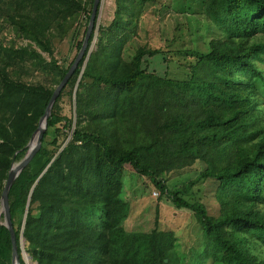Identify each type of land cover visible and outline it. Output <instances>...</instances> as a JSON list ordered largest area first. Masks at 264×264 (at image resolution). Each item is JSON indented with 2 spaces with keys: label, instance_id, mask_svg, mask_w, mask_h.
<instances>
[{
  "label": "trees",
  "instance_id": "trees-1",
  "mask_svg": "<svg viewBox=\"0 0 264 264\" xmlns=\"http://www.w3.org/2000/svg\"><path fill=\"white\" fill-rule=\"evenodd\" d=\"M152 1L116 0L112 22L99 27L97 49L89 55L87 49L54 103L41 148L10 189L21 264L22 229L25 249L37 264H183L174 231L127 229V164L177 208L194 213L205 238L200 264H264V0H173L186 22L175 26L166 43H138L126 59L122 50L139 35ZM93 3L0 0V58L6 62L0 64V206L10 169L27 155L76 59L60 64L57 42L83 15L89 24ZM6 29L15 36L10 42ZM78 37L80 51L84 39ZM19 38L29 42L19 45ZM155 56L168 64L184 58L188 76L150 70ZM33 65L55 72L52 84L22 79ZM76 86L75 123L55 108L66 88L73 95ZM61 134L71 141L60 143ZM167 142L174 160L204 164L196 178L175 189L156 160ZM201 181L217 183V214L189 196ZM12 257L11 232L0 212V264H12Z\"/></svg>",
  "mask_w": 264,
  "mask_h": 264
},
{
  "label": "rangeland",
  "instance_id": "rangeland-1",
  "mask_svg": "<svg viewBox=\"0 0 264 264\" xmlns=\"http://www.w3.org/2000/svg\"><path fill=\"white\" fill-rule=\"evenodd\" d=\"M115 10L116 0H102L98 20L99 27L101 24L107 26L112 22L115 16ZM178 13L175 12L173 0H153L147 6L146 13L141 20L139 35L133 37L126 43L122 50V56L130 59L138 43H145L151 47H159L166 43L164 40L172 35L175 26L181 22H186L184 14L178 15ZM86 21L87 18L83 15L77 27L62 42H57L55 57L60 64H69L78 55L79 50L75 46L76 37L79 33L78 40L84 39L85 30L88 27ZM195 25L193 24V26ZM201 31L209 34V36L212 35V33L206 31L204 26H201ZM3 33L6 42H10L15 37L11 30L6 29ZM98 34L99 28L97 30V36ZM0 37H2L1 33ZM16 40L19 45H26L29 42L27 39L19 38ZM97 42L98 38L92 42V51L97 49ZM44 55L50 60L48 54L44 53ZM187 62H185L184 58H176L174 62L172 61L171 64H168L162 56H155L150 58L149 69H156L161 75L169 73L171 77L182 78L187 77L189 74L188 68L184 66ZM4 63H6L5 60L0 58V64ZM27 70L29 73H24L22 79L36 83L47 82L48 84H52V77L55 72L46 74L45 70L37 65L30 66ZM55 109L61 115L74 118L76 123L78 117L76 114V96L74 94L72 95L70 87L66 88ZM84 110V112H87V108ZM53 138L54 136L51 131L47 136V140L52 141ZM71 139V135L61 134L60 143L65 145ZM168 145L167 142L157 149L158 159L156 158V160L158 161L160 170L165 169L163 174L166 178V183L170 188L175 189L185 185L191 179L196 178L204 169V164L200 161L187 164V162L191 161L187 160L184 162L186 159L183 161L174 160L177 156L173 152L174 147L171 150ZM18 163L20 162H16L14 165ZM35 168H38V165ZM124 173L123 197L131 204V213L125 224L127 229L129 231L150 232L155 227H159L160 229L174 231L177 236L179 252L184 259L183 264H200L199 258L203 255L205 249V238L202 226L197 221L194 213L189 209L177 208L167 195L161 196V191L154 185L151 179L148 176L137 173L130 164L124 166ZM216 184L214 181H208L207 183L201 181L194 186L191 194H189L193 198L205 201L211 214H217L220 207L215 196ZM1 208L2 206H0V212ZM157 216L158 223L156 221ZM31 262L33 264L35 263L32 258ZM208 262L207 264H215L213 261Z\"/></svg>",
  "mask_w": 264,
  "mask_h": 264
},
{
  "label": "water",
  "instance_id": "water-1",
  "mask_svg": "<svg viewBox=\"0 0 264 264\" xmlns=\"http://www.w3.org/2000/svg\"><path fill=\"white\" fill-rule=\"evenodd\" d=\"M101 3L102 0H94L93 3V9H92V14L89 20L88 28L86 31V35L83 41V45L74 61L72 64L70 70L67 72L66 76L63 78V80L58 84L56 87L49 104L47 105V108L45 110L44 115L41 117L39 126L35 133L33 134V137L29 143V150L25 158L18 163L17 165H13L12 168L10 169L8 180L5 184L4 190L2 192L1 196V212L4 213L5 217V224L8 227V229L11 232V238H12V246H13V257H12V264H21V258H20V253H19V245L17 242V234L13 225L12 221V215H11V207H10V200H9V192L10 189L16 180V178L19 176L21 170L32 160V158L36 155V153L39 151L42 145V139L44 137V133L47 129L48 126V118L51 114L52 108L54 106L55 101L57 100L58 96L60 95L61 91L71 78L72 74L74 73L76 67L79 65L80 61L84 57L87 49L89 48L88 55L92 52L91 46L90 45V39L93 36V41L97 38V30L99 28V12L101 8ZM92 41V42H93ZM88 57V56H87ZM87 60V59H86ZM76 91H77V86L75 87L74 95L76 96ZM27 216V210L24 216V222L25 218ZM23 234V229L21 231L20 235V249H21V254L24 258V261L26 264H33L31 262V255L25 250V237L22 235ZM34 264H37L34 263Z\"/></svg>",
  "mask_w": 264,
  "mask_h": 264
}]
</instances>
